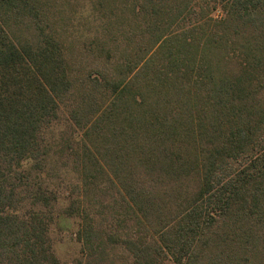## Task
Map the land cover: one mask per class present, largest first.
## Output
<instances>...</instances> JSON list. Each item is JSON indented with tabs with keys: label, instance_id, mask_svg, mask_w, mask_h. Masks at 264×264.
I'll return each instance as SVG.
<instances>
[{
	"label": "trees",
	"instance_id": "obj_1",
	"mask_svg": "<svg viewBox=\"0 0 264 264\" xmlns=\"http://www.w3.org/2000/svg\"><path fill=\"white\" fill-rule=\"evenodd\" d=\"M72 1L0 0V264H264V0Z\"/></svg>",
	"mask_w": 264,
	"mask_h": 264
},
{
	"label": "rangeland",
	"instance_id": "obj_2",
	"mask_svg": "<svg viewBox=\"0 0 264 264\" xmlns=\"http://www.w3.org/2000/svg\"><path fill=\"white\" fill-rule=\"evenodd\" d=\"M72 4L76 6L80 5V3L75 0L72 1ZM84 34H86V32H83V35ZM76 227L77 223L73 218L59 214L54 219L51 235L52 239L55 241V253L61 261H68L75 257L77 253L79 245L74 238Z\"/></svg>",
	"mask_w": 264,
	"mask_h": 264
}]
</instances>
